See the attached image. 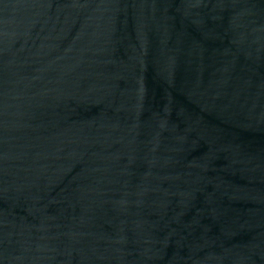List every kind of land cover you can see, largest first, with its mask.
<instances>
[{"label": "water", "instance_id": "1", "mask_svg": "<svg viewBox=\"0 0 264 264\" xmlns=\"http://www.w3.org/2000/svg\"><path fill=\"white\" fill-rule=\"evenodd\" d=\"M0 264H264V0H0Z\"/></svg>", "mask_w": 264, "mask_h": 264}]
</instances>
